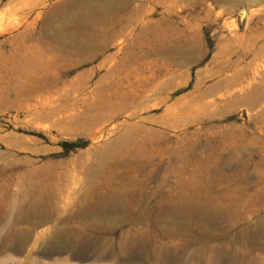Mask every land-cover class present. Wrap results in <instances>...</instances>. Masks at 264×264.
<instances>
[{
    "label": "rangeland",
    "instance_id": "rangeland-1",
    "mask_svg": "<svg viewBox=\"0 0 264 264\" xmlns=\"http://www.w3.org/2000/svg\"><path fill=\"white\" fill-rule=\"evenodd\" d=\"M0 201V264H264V0H0Z\"/></svg>",
    "mask_w": 264,
    "mask_h": 264
},
{
    "label": "bare ground",
    "instance_id": "bare-ground-1",
    "mask_svg": "<svg viewBox=\"0 0 264 264\" xmlns=\"http://www.w3.org/2000/svg\"><path fill=\"white\" fill-rule=\"evenodd\" d=\"M78 24V23H77ZM131 27V26H130ZM88 34V33H87ZM72 55V54H71ZM257 55V54H256ZM261 82V81H260ZM250 87V86H249ZM1 202V201H0ZM110 202V201H109ZM108 202V203H109ZM112 202V201H111ZM177 207H176V209L179 211V210H184V208L185 207H189V206H191V203H190V201L189 200H179L178 202H177ZM198 208V207H197ZM199 210V209H198ZM202 210V209H201ZM184 215H186L187 217H190V216H193L194 214H193V209L192 208H186V210H184ZM197 217V216H196ZM186 219V218H185ZM170 264V263H169Z\"/></svg>",
    "mask_w": 264,
    "mask_h": 264
}]
</instances>
